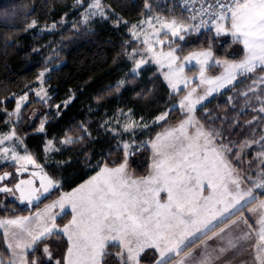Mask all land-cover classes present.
Returning a JSON list of instances; mask_svg holds the SVG:
<instances>
[{"label": "trees", "instance_id": "trees-1", "mask_svg": "<svg viewBox=\"0 0 264 264\" xmlns=\"http://www.w3.org/2000/svg\"><path fill=\"white\" fill-rule=\"evenodd\" d=\"M78 1L0 0V134L6 130L8 112L16 107L13 96L32 88L47 68H50L45 82L50 94L48 105L60 106L46 111L44 132H40L41 117L28 125V115L33 107L45 109V105L32 98L23 108L16 127L36 161L52 178L60 181L59 187L32 205L7 197L6 206H0L1 217L34 213L95 175L105 164L108 167L119 165L124 158L122 141L105 125L106 120L119 111H131L135 118L143 120H152L169 111L165 120L149 128L150 141L187 116L179 107H174L184 90L172 92L155 65H147L140 74H133L134 64L128 58L129 49L135 45L131 26L148 14L189 22L178 0H103L109 8L108 17L97 18L90 24L79 22L62 26V19H73L80 14ZM51 24L59 28L44 29ZM173 45L181 56L198 49H212L219 59H239L244 55L238 41L225 35L217 37L213 28L192 32ZM262 77L264 66L239 77L232 87L215 94L196 110L201 124L208 131L220 133L218 141L222 138L223 143L231 147L229 159L249 184L245 170L248 172L258 164L255 155L264 148L261 140L264 112L260 111L264 107ZM118 84L121 86L117 90ZM68 99H71L69 103L63 105ZM81 127L86 128L89 135H85ZM66 136L85 138L75 144L61 143ZM47 140H52L58 149L50 156L46 154ZM242 148L247 149L240 162L238 155ZM151 154L152 150L145 145L129 157L133 176L141 177L149 172ZM247 161L249 168L243 166ZM6 170L13 172L8 183L16 182L14 165H0V172ZM259 194L264 197V191ZM71 216V212H66L57 220L58 224L65 225ZM45 245H50L56 261L64 260L68 242L65 236L59 235L43 239L30 251L27 256L30 264L33 260L37 264H56L53 259L45 258ZM116 248V245L108 247L105 264H111L112 258L108 260V257ZM10 256L5 236L0 232V257L5 262Z\"/></svg>", "mask_w": 264, "mask_h": 264}, {"label": "snow or ice", "instance_id": "snow-or-ice-1", "mask_svg": "<svg viewBox=\"0 0 264 264\" xmlns=\"http://www.w3.org/2000/svg\"><path fill=\"white\" fill-rule=\"evenodd\" d=\"M88 7L90 15L104 16L100 0H94ZM199 13L202 17L207 15L209 20L201 19L199 24L185 27L183 23L172 19L161 25L162 29H167L164 36H170L172 43L176 40L183 41L186 35L199 31L201 27H207L210 22L215 27L217 37L231 35L234 41L243 44L247 52L239 63L215 61L216 65L223 63L225 75L214 79H206L204 76L206 66L213 56L211 49L194 52L186 57L189 61L195 59L200 65L201 83L224 87L236 79L237 69L251 73L258 64L264 65V0H215L207 9L202 6ZM156 19L159 20L158 17ZM191 19L195 20L196 17ZM225 22H228L227 25ZM157 42L164 44L165 40L158 39ZM151 50L150 48L149 51ZM175 51L173 48L160 54L169 60L170 73L166 74L165 79L170 83L172 75L183 71L182 67L172 69V64L178 59ZM144 62L141 60L136 67L139 68ZM156 62L160 61L157 59ZM43 75V72L40 73L41 77ZM261 80L264 81V77ZM120 86H116L117 90ZM172 87L175 88L176 85L172 84ZM215 90L216 88L208 89L207 95ZM195 92L196 89H192L179 102L180 109L186 110L188 118L178 126L158 133L151 142L154 159L149 176L140 179L129 177L126 170L129 157L134 155L133 144L124 143V158L118 167L110 168L105 164L85 184H81L71 193L61 194L58 200L46 206L43 214H37L36 220L40 222L38 228L31 227V217L0 221V226L6 224L18 229V233H13L14 236L26 234L31 237L30 243H22L18 239L16 247L28 249L49 235L62 233L67 236L69 246L64 260H57L56 264H105V249L110 242H117L121 249L118 253L120 264H140L141 254L149 248L158 253L155 264H170L202 236H206L208 232L215 234L217 227L241 212L247 203L255 199L253 189L241 190L243 178L239 177L228 158L231 147L224 144L222 138L218 141L221 134L206 131L198 121L194 122L192 113L195 106L206 99V96H199L193 100ZM37 96H40L39 92ZM40 98L45 101V97ZM25 100L26 95L17 100L16 109L8 113L9 117L16 116L19 120L21 101ZM260 111L264 112V107ZM166 116L167 114L161 115L157 122L165 120ZM45 122L46 120L41 121L38 131L44 132ZM137 126L133 121L124 127V131H130ZM189 128H195V132H189ZM81 131L89 135L86 128L81 127ZM84 138L66 136L61 143L75 144ZM10 139L12 136L0 137V145ZM51 145L52 141H48L46 150H52ZM9 152L7 147L0 148V154L5 158ZM260 155L264 156V153ZM11 159L17 162L26 160L35 165L32 156H18L14 149L11 150ZM23 170L27 171L26 168ZM32 175L40 174L33 172ZM9 176L10 173H4L0 176V181ZM40 181L39 189L32 187V180H20L15 184V192H19L21 202L39 200L42 195L59 187V183L47 174L40 175ZM254 187L264 189V179L256 182ZM206 189L209 194L205 196ZM0 192L15 194L13 188L7 186L0 187ZM161 193L166 194V199H161ZM66 203L70 205L72 219L62 228H58L55 223L57 217L51 214V210L57 206L63 210ZM259 207L264 209V201L259 202ZM260 223L264 225V215L261 216ZM225 230L220 228L221 233ZM242 238L237 237L238 240ZM260 238L264 240V227L261 228ZM44 253L50 261L52 256L47 246ZM208 260L205 257L199 264H208ZM12 264L16 262L13 261ZM20 264H28L23 253L20 254ZM31 264H37V261L33 260ZM177 264H185V259L179 260Z\"/></svg>", "mask_w": 264, "mask_h": 264}, {"label": "rangeland", "instance_id": "rangeland-1", "mask_svg": "<svg viewBox=\"0 0 264 264\" xmlns=\"http://www.w3.org/2000/svg\"><path fill=\"white\" fill-rule=\"evenodd\" d=\"M94 2V0H79L78 1V7L81 8V12L78 15V17L73 18V19H68V18H64L60 21V24L62 26L64 25H68V24H76V23H83V24H90L91 22H93L95 19L97 18H103V17H108V7L104 4L103 0H100L103 9H104V16H100V15H90L89 14V5L92 4ZM159 18V20H157L156 18ZM174 18L171 19H166L164 17H162L161 15L158 14H148L147 16H145L143 19H141L139 22L132 24L131 26V36H132V41L135 42L134 47H132L131 49H129L128 51V58L133 62L134 64V68L132 70V73L135 75L140 74L141 69L144 68L147 65H155L157 67V69L161 72L162 76L165 79L166 74L170 73V69L168 67L169 64V60L166 58V56L160 55L161 53H167L168 51L172 50L173 48L176 49L175 51V55L178 57V59L176 60V62L174 64H172V69H178V68H183L182 72H179L178 75H172L171 76V83L169 82L168 79H165V81L167 82V84L169 85L170 89L172 92L174 93H178L181 90H184V94L180 97L179 101L174 105V107H179V102L181 100L184 99V97L190 92L192 91V89H196V92L193 94V100H195L197 97L199 96H206V99H204L200 104H197L195 106L194 112L192 113L193 117H194V122H199V124L201 126H203L201 124V122L198 120L197 115H196V110L204 103H207L215 94L220 93L222 91H224L227 88L232 87L236 81L239 79V77L244 76L249 74L248 72H244L242 70L237 69L236 70V79L231 83V84H225L224 87H218V85H210L207 83H201V79H200V65L197 64L196 60H186L185 58L190 56L192 53L194 52H200V51H206L209 49H198V50H193L190 51L189 53H187L184 56H181L178 54L177 52V47L175 45H173V43L171 42V37H165L164 36V32H167V29H162L161 25L162 23H166L168 21H171ZM181 22V21H179ZM184 24L185 27H189L192 26L193 24H191L190 22L185 23V22H181ZM226 25L228 22H225ZM58 25L56 24H51L48 26H45L44 29L47 30H54V29H58ZM215 31V27H212ZM202 30V28L199 29V31H193V32H200ZM225 36H229L230 38L231 35H225ZM158 39H163L165 40L164 44H160L157 42ZM233 39V38H232ZM145 41H148V43H145ZM239 42V41H238ZM171 44V47L169 46ZM239 44L241 45V47L244 50V55L239 58V59H219L216 58L214 55L213 50L211 49L213 56L212 58L209 60L208 62V66H206L205 69V73L204 76L206 79H214L215 77H219V76H223L225 75V69L223 66V63H221L220 65H216L214 62L219 60L221 62L223 61H227L229 63H239L241 62L245 56L247 55L246 50L244 49V46L242 43L239 42ZM152 49L151 51H149V49ZM235 52V50H233ZM157 59L160 61L159 63H157ZM141 60L145 61L144 63L140 64V67L137 68L136 64L138 62H140ZM260 66H264V65H257V67ZM256 67V68H257ZM255 68V69H256ZM254 69V70H255ZM50 71V68H47L45 70H43L42 72L44 73L43 77H41L39 75L36 84L30 88L28 91H26L25 93L21 94V95H16L13 96L17 102V100H20V98L22 96H27V100L25 101H21V109H20V118L19 120L16 118V116H11L9 117L8 115V119L6 122V130L3 131L0 134V137L3 136H12V139L10 140H6L4 142L3 145H0V148H4L7 147L10 149V152L8 154V156L5 158L3 156V154H0V165L2 164H6L9 163L11 165H14V169H15V174H16V178L17 181L9 184L8 181L12 178L13 176V172L6 170V171H1L0 172V176H3L4 173H10V176L6 179H4L3 181H0V187L3 186H7L10 188H13L14 192H15V184L19 183L20 180H32L33 181V188H40V175H44L47 174L50 178H52L44 169V167L39 164L34 155L28 150L24 138L22 136H20L17 131H16V127L18 125V123L20 122L21 119V114H22V110L23 108L32 100V98L34 100H39L41 103H43L45 105V109L43 107H33V109L30 111L28 118V125H32L34 123V120L41 117L42 121H45V117H46V111L47 110H52V109H57V105H55L54 107H50L48 105V101L50 99V94L48 92V89L45 85L48 73ZM41 72V73H42ZM125 79L121 81V83H124ZM172 84H175L176 87L173 88ZM264 84V81H263ZM210 88H216L215 91H213L211 93V95H207V91ZM255 88V87H254ZM257 89V86L254 90ZM40 93V96H37V93ZM40 97H45V101H42ZM71 99H68L66 101L63 102V105H66L67 103H69ZM180 108V107H179ZM16 109V107H15ZM15 109L13 111H10L8 113L14 112ZM186 114V110H183ZM169 111H167L166 113L160 114L159 116H157L156 118L152 119V120H143V119H137L134 117L133 113L131 111H119L117 113L116 116L114 117H110L106 120V128L108 130H111L112 132H114L116 135H118V137L121 139L122 144L124 143H129V144H133V151H137L139 148H143V146L148 145L151 148V142L154 139H152L151 141L148 139V130L149 128L154 124L157 123V118L160 117L161 115L164 114H168ZM187 115V114H186ZM188 118V115L186 116L185 119ZM184 119V120H185ZM135 122L136 125H138L137 127L132 128L130 131H124V127L128 124H130L131 122ZM162 120H159L158 122H160ZM181 123V122H180ZM179 123V124H180ZM178 124V125H179ZM144 125H147L146 127H144ZM178 125H175L173 127H176ZM173 127L167 128V129H171ZM203 128L208 131L204 126ZM166 130V129H165ZM165 130H163L162 132H164ZM13 132L15 133V135L13 136ZM160 132V133H162ZM189 132L194 133L195 132V128H189ZM129 135H131V137H128ZM156 137V136H155ZM264 137V135H263ZM262 140V138H261ZM48 141H52V140H47V144H46V149L48 148ZM15 150L18 156H25V155H30L32 156V158L35 160V165L33 164H29L26 160H20L19 162L11 159V150ZM51 149L52 150H46V154L47 156L52 155V153L57 149V147L55 146V144L52 141V145H51ZM246 149L247 148H242L239 155H238V160L240 162L243 161L244 158V154L246 153ZM264 153V148L259 151L256 155L255 158L258 159V164L254 167V168H250L248 172V179L250 181V184L248 182H246L243 178V176H240V173L238 172V169L236 167L233 166V164L231 163L232 167L235 169L236 173L239 175V177H242V181H241V190H247L249 188L253 189V194L255 196V199L252 200L250 203H247L245 205V207L243 208V210L241 212H237L236 215L232 216V218L230 220H227L225 222V224H221L219 227H217L215 229V234L213 232H208V234L206 236H202L199 240H197L194 244L190 245L188 248H186L184 251H182L180 253L179 256H177L176 258H174L170 264H177V262L181 259H185V264H187V260L189 259L190 256H192L196 250H199L200 247H198L197 249L191 250V248H193L194 246H196L197 244H200V242H205L203 246L209 247V248H214L217 245H219V241H220V237L221 235L223 236V238L226 237L227 240L231 239V235H233V231L236 230V232L238 234H240L242 228H245L246 225L251 226V228L253 230H256L258 235H255L256 237H258L259 239L258 241V245L260 247V250L258 251L259 254V258H258V264H264V240H262L260 238L261 235V228L264 227V225H261L260 223V219L261 216L264 215V209L259 207V202L260 201H264V197H261L259 192H263L264 189L262 188H255L254 184L256 182H259L261 179H264V156H261L260 154ZM228 158H229V154H228ZM153 159H154V153L152 150V154H151V159H150V167H149V172L141 177H135L132 175V172L129 168V165L127 167V173L129 175L130 178L133 179H140L143 177H147L152 173V164H153ZM230 160V159H229ZM231 162V161H230ZM248 162V161H247ZM37 165L39 167H37ZM114 166V167H118ZM243 166L245 168H249V162L248 163H244ZM114 167H110V168H114ZM26 168L27 171H24L23 169ZM36 172L39 173L40 175L37 176H33L32 173ZM99 172V171H98ZM97 172V173H98ZM97 173L93 176H96ZM92 176V177H93ZM92 177H90L89 179H87L86 181H84L81 184H85L88 180H90ZM53 180L57 181L58 183H60L59 180H56L54 178H52ZM80 184V185H81ZM79 185V186H80ZM77 186V187H79ZM27 189V186H25ZM77 187H75L74 189H72L69 192H63L61 194H65V193H71L73 192V190H75ZM230 187L234 189V186L230 185ZM54 190V189H53ZM43 190L41 189V192ZM52 190H50L51 192ZM49 192V193H50ZM49 193L44 194L40 197L39 200L33 199L31 203L28 202V200H24L23 202H21V200L19 199V192H15V194H11V193H4V192H0V206L5 207L6 206V200L7 197L12 198L16 201H18L21 204H26V205H32L33 203H36L38 201H40L41 199H43L44 197H46ZM208 190L206 189L204 192V195H208ZM60 197V196H59ZM59 197H57L55 200L47 203L46 205L42 206L41 208H39L37 211H35L34 213H31L29 215H25V216H15V217H1L0 216V221H7V220H14L18 217H31L33 218V223L31 225V227L33 228H38L40 222L36 220L37 214H43L44 209L46 208L47 205L52 204L54 201L58 200ZM161 199L164 200L166 199V194L165 193H161ZM248 199V198H246ZM242 203H244L242 201ZM250 209H254V211H249ZM66 212H71V208L70 205H68L67 203L65 204V207L63 210H61V208L59 206H57L56 208H53L51 210V214L56 215L57 219L55 221V223L57 224L58 228H62L63 226L59 225L57 220L64 215ZM72 219V216H71ZM70 219V220H71ZM69 220V221H70ZM69 221L66 223L68 224ZM233 221H236L235 224H233ZM227 226V227H226ZM220 228H225V232L221 233L220 232ZM0 232H2L5 236L6 239V244L7 247L10 251V258L7 259L5 262L3 261L2 257H0V262H2V264H12L13 261L16 262V264H20V254L23 253L25 258L28 261V253L30 251H32L35 247H37V245L43 240L38 241L36 244H34L31 248L28 249H23V248H17L16 244L18 239L22 241V243H30L31 242V237L24 234L22 236H14L13 233H18V229L15 226L12 225H3L0 226ZM7 233V235H6ZM231 234V235H230ZM60 235H63L62 233ZM59 235H49L48 237H54L56 238ZM65 236V235H63ZM234 236V235H233ZM249 236V235H248ZM47 237V238H48ZM65 238L67 239V236H65ZM45 239V238H44ZM68 242V239H67ZM9 245H11V247H9ZM110 245H117V242H110L106 249L105 252H108V247ZM48 247L49 252L51 253L52 259L54 261V263H56V260L54 258L53 255V251L50 247V245H45L43 247V254L45 256V258L47 260L48 256L44 253V248ZM69 246V245H68ZM119 247V246H118ZM119 249V248H118ZM151 249V248H149ZM239 249H235L234 252L229 251L228 253H226V257L222 258L220 261L221 262H228V258H230V262L227 264H232V262L234 260L233 254H235ZM148 250V249H146ZM155 250V249H154ZM191 250V251H189ZM120 250H114L113 251V255L109 258L108 260H110L111 264H120V259L118 257V253H120ZM193 251V252H192ZM250 251V250H249ZM154 252V251H153ZM156 252V251H155ZM155 252L153 253L155 255ZM197 252V251H196ZM189 253H191V255H189ZM213 252H211L212 254ZM67 254V251H66ZM65 254V256H66ZM142 255V254H141ZM231 255V256H228ZM106 256V255H105ZM205 257H206V253H205ZM233 257V258H232ZM210 261V257H208ZM51 259V260H52ZM105 259V257H104ZM158 259V256L157 258ZM140 264H155V261L148 260L146 262H142L139 258ZM220 262V264H221ZM28 264H30L28 262Z\"/></svg>", "mask_w": 264, "mask_h": 264}, {"label": "crops", "instance_id": "crops-1", "mask_svg": "<svg viewBox=\"0 0 264 264\" xmlns=\"http://www.w3.org/2000/svg\"><path fill=\"white\" fill-rule=\"evenodd\" d=\"M233 235H231L230 240H227L226 237L223 238V236L221 235L219 241L220 244L214 248L206 247L205 249V246H203L205 242L204 241L200 242V244H197L196 246L191 248V250L194 251V249L200 247L199 250H196L197 252L192 251L194 254L189 257V259L187 260V264H199V262L205 258V253H206V257H210V261H208V264H220L221 262L220 260L226 257L227 255L226 253H228L229 251L234 252L235 249H239V248L241 249L238 250L235 254H233L234 257L233 261L235 262H232V264H258V258H259L258 251L260 250V247L257 241L259 238L255 236L258 235L257 231L253 230L251 226L246 225L245 228H242L240 234H238L236 230H234ZM237 237H243V238L238 240ZM118 248L114 250L115 251L120 250V247ZM221 249L224 250L221 251ZM153 251L155 252L156 250L154 249L145 250V252H143L142 255L140 256V260L142 262L143 261L146 262L148 260H151V262L155 261L158 256V253L155 252L154 255ZM211 252L213 253L211 254ZM230 258H228V262H221V264L229 263Z\"/></svg>", "mask_w": 264, "mask_h": 264}, {"label": "built area", "instance_id": "built-area-1", "mask_svg": "<svg viewBox=\"0 0 264 264\" xmlns=\"http://www.w3.org/2000/svg\"><path fill=\"white\" fill-rule=\"evenodd\" d=\"M179 4L182 6L184 11L186 12L188 21L193 24H199L201 19L209 20V17L207 15L201 16L199 13V10L203 6L204 9L208 8L209 4H214L215 0H178ZM195 16L196 19L193 20L191 17ZM214 27L212 23H208L207 27H201L202 29H209Z\"/></svg>", "mask_w": 264, "mask_h": 264}]
</instances>
